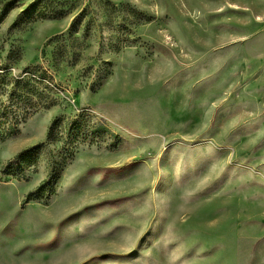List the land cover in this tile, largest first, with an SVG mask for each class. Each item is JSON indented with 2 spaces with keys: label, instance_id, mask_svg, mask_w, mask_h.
<instances>
[{
  "label": "rangeland",
  "instance_id": "obj_1",
  "mask_svg": "<svg viewBox=\"0 0 264 264\" xmlns=\"http://www.w3.org/2000/svg\"><path fill=\"white\" fill-rule=\"evenodd\" d=\"M0 264H264V0H0Z\"/></svg>",
  "mask_w": 264,
  "mask_h": 264
}]
</instances>
